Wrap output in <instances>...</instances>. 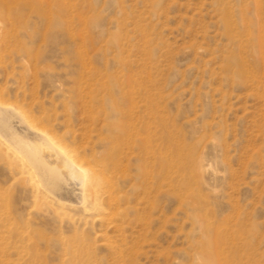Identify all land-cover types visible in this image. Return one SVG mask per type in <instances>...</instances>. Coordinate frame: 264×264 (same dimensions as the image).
Listing matches in <instances>:
<instances>
[{
  "label": "rangeland",
  "instance_id": "1",
  "mask_svg": "<svg viewBox=\"0 0 264 264\" xmlns=\"http://www.w3.org/2000/svg\"><path fill=\"white\" fill-rule=\"evenodd\" d=\"M0 104L95 175L0 146V264H264V0H0Z\"/></svg>",
  "mask_w": 264,
  "mask_h": 264
},
{
  "label": "bare ground",
  "instance_id": "2",
  "mask_svg": "<svg viewBox=\"0 0 264 264\" xmlns=\"http://www.w3.org/2000/svg\"><path fill=\"white\" fill-rule=\"evenodd\" d=\"M0 146L22 163L26 173L38 179L44 191L52 195H61L62 192L64 196L77 200L82 195L93 194V185L90 183L94 181L95 175L92 168L85 166L80 157L62 147L46 131L29 124L18 110L2 104Z\"/></svg>",
  "mask_w": 264,
  "mask_h": 264
}]
</instances>
